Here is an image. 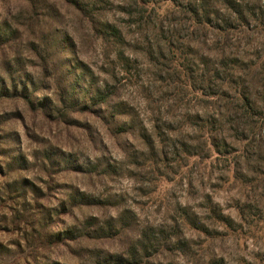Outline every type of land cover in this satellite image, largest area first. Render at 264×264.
I'll return each instance as SVG.
<instances>
[{"label":"rangeland","instance_id":"rangeland-1","mask_svg":"<svg viewBox=\"0 0 264 264\" xmlns=\"http://www.w3.org/2000/svg\"><path fill=\"white\" fill-rule=\"evenodd\" d=\"M146 7L104 0L90 16L66 0H0L1 84H26L37 105L0 98V264H264V140L245 153L228 122L232 154L205 144L216 110L195 83L221 61L215 34L170 3ZM108 24L122 42L106 39ZM231 44L264 69L256 22ZM70 84L88 104L105 86L115 94L75 111L61 103ZM90 220L108 234L84 236ZM71 228L34 254V230Z\"/></svg>","mask_w":264,"mask_h":264},{"label":"trees","instance_id":"trees-1","mask_svg":"<svg viewBox=\"0 0 264 264\" xmlns=\"http://www.w3.org/2000/svg\"><path fill=\"white\" fill-rule=\"evenodd\" d=\"M80 10L89 12V15H97L101 12L100 4L104 0H66ZM140 10L146 5L156 4L158 2L170 3L174 12L184 14L188 17L195 31H203L207 34H215L211 39L216 47H220L221 61L214 68L213 73L209 72V76L204 74L200 82H196L197 92H201L203 96L208 97L215 106L216 113L213 115L215 130L208 131L206 145L210 144L217 152L232 154L229 152L232 143L225 138V127L228 122L235 128H229L235 132L234 137L239 141L240 145H245V153L250 152V146L256 143V138L264 140V69L254 64L245 62L241 58L239 52L233 44H231V35L237 31H244L250 28L253 22H256L260 28L264 29V0H136ZM147 8V7H146ZM93 18V16H92ZM106 39L116 42L123 41V33L116 26L108 24ZM209 38V37H208ZM210 39V38H209ZM239 51V50H238ZM248 76L249 81L246 83ZM23 83V82H22ZM198 85V86H197ZM22 87V89L20 88ZM106 90L99 89L94 96H90L89 104L82 101L86 97L84 93L78 92L77 84H70L62 88L61 103L65 108H71L75 111L93 112L98 111L101 106L108 105L115 94V90L105 86ZM84 90V88H83ZM85 91V90H84ZM18 97L22 98L31 108L37 109V105L32 97V93L27 89L26 84L12 85L11 89L5 88L0 81V98ZM238 103V105H236ZM43 105V104H41ZM45 105V104H44ZM113 118H117L119 113L114 112ZM227 117V118H226ZM226 118V119H225ZM206 121V118H205ZM207 126H204L206 130ZM231 127V126H230ZM207 131V130H206ZM248 133V134H247ZM260 143L257 144L258 150L261 149ZM85 197V195H84ZM9 197L7 198V200ZM0 197V209L5 208V202ZM71 200H75L73 197ZM76 201V200H75ZM77 206L76 204L73 207ZM221 215V213H220ZM222 222L230 226L233 220L228 216H220ZM84 236L91 238L99 235H106L103 228H96V223L86 221L84 225ZM75 229V228H74ZM34 242L36 248L34 254L44 247H52L67 241V236L72 233V228L67 232L49 233L45 230H34ZM108 234V233H107ZM148 238L145 235L138 242L135 251V261L141 258L143 254L148 253ZM48 244V245H47ZM3 249V248H2ZM138 255L140 257L138 258ZM138 263H142L141 259ZM129 260H125L119 256L113 260L111 256L104 257L95 262V264H129Z\"/></svg>","mask_w":264,"mask_h":264}]
</instances>
